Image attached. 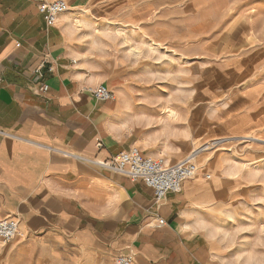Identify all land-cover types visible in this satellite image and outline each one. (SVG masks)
Here are the masks:
<instances>
[{
	"label": "rangeland",
	"instance_id": "obj_1",
	"mask_svg": "<svg viewBox=\"0 0 264 264\" xmlns=\"http://www.w3.org/2000/svg\"><path fill=\"white\" fill-rule=\"evenodd\" d=\"M65 1L82 67L117 103L111 81L126 88L122 138L165 162L199 151L187 181L206 183L191 207L204 219L197 232L219 264H264V0ZM20 236L0 240V264H68L36 261Z\"/></svg>",
	"mask_w": 264,
	"mask_h": 264
},
{
	"label": "crops",
	"instance_id": "obj_2",
	"mask_svg": "<svg viewBox=\"0 0 264 264\" xmlns=\"http://www.w3.org/2000/svg\"><path fill=\"white\" fill-rule=\"evenodd\" d=\"M49 1L0 0V218L20 223L16 247L68 264H116L120 255L134 264H219L191 208L204 186L185 182L157 201L142 182L86 161L133 148L115 128L126 88L116 77L118 103L94 100L90 90L104 81L82 67L80 20L66 12L47 26L39 6ZM68 1L70 10L89 5ZM46 59L42 94L35 71Z\"/></svg>",
	"mask_w": 264,
	"mask_h": 264
},
{
	"label": "built area",
	"instance_id": "obj_3",
	"mask_svg": "<svg viewBox=\"0 0 264 264\" xmlns=\"http://www.w3.org/2000/svg\"><path fill=\"white\" fill-rule=\"evenodd\" d=\"M68 9V3L65 0L42 2L39 6V11L49 27L56 25L60 16L66 13ZM47 64L48 59L44 62V66L35 71L36 79L40 82L39 91L42 94H46L50 89L43 73V69ZM47 72L52 73L53 68L49 67ZM90 93L98 103L115 101L114 92L104 84L92 88ZM100 147L102 146L100 145ZM86 161L110 172L125 176L133 182H142L152 190L157 201L165 199L169 194L181 193L184 183L191 180L198 172L197 164L190 160L167 167L164 160L146 156L140 149L134 147L111 160L99 162L86 159ZM165 224L164 220L158 221V227H163ZM19 232L20 223L15 218H0V240L4 243H10ZM116 264H134V257L120 255L116 258Z\"/></svg>",
	"mask_w": 264,
	"mask_h": 264
},
{
	"label": "bare ground",
	"instance_id": "obj_4",
	"mask_svg": "<svg viewBox=\"0 0 264 264\" xmlns=\"http://www.w3.org/2000/svg\"><path fill=\"white\" fill-rule=\"evenodd\" d=\"M199 154V151H194L189 157H187L185 160H181V161H179V162H174V163H172V162H170V161H167V162H165V164H166V166L167 167H172V166H174V165H177V164H180L181 162H184V161H186V160H190V161H192V162H195V160L198 158V155ZM196 163V162H195ZM173 164V165H172ZM199 170V169H198ZM199 172V171H198ZM198 172L196 173V174H198ZM196 176V175H195ZM195 176L192 178V179H194L195 178ZM207 178H211L210 176H207ZM191 179V180H192ZM189 181V180H188ZM204 184H206L204 181H199L198 183H197V187L198 188H202L203 186H204ZM206 188V187H205ZM208 188V187H207ZM210 189V188H209ZM202 190H203V188H202ZM206 190H208V189H206ZM199 216V215H198ZM200 219H201V217H200ZM199 219V220H200Z\"/></svg>",
	"mask_w": 264,
	"mask_h": 264
}]
</instances>
